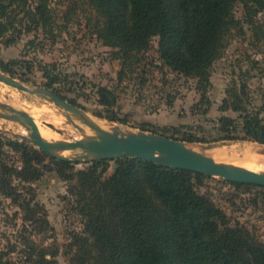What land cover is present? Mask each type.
Segmentation results:
<instances>
[{"label": "trees", "instance_id": "obj_1", "mask_svg": "<svg viewBox=\"0 0 264 264\" xmlns=\"http://www.w3.org/2000/svg\"><path fill=\"white\" fill-rule=\"evenodd\" d=\"M86 2L93 11L88 19L93 33L119 61L118 81L136 72L157 38V53L163 65L195 81L199 100L193 107L200 114H206L211 105L208 90L212 65L222 57L231 32L241 26L234 15L236 4L242 5L245 22L261 35L264 44V31L254 20L264 12V0ZM53 23L48 0H38L34 6L27 0H0V43L12 44L38 26L51 34ZM0 69L14 73L1 60ZM40 70L46 86L60 82L49 64L41 63ZM249 92L245 83L232 82L228 86L219 110L238 116H220L211 141L264 145V105L251 106ZM96 94L98 102L109 108L107 120L126 121L111 109L116 102L111 89L98 87ZM172 131L173 136H161L209 142L204 135L176 128ZM6 148L19 155L20 168L8 164ZM47 158L28 141L0 137V195L10 198L22 213L18 235L21 264H56L59 254L55 245L32 239L51 230L47 213L34 200L31 186L42 177ZM48 159L58 177L68 183V200L83 220L82 231L73 235L69 245L70 264H264V241L247 226L232 223L209 195L199 192L211 177L137 158L97 160L83 168L76 167L80 162ZM109 161H114L115 167L106 175ZM224 182L236 189L264 188ZM16 251V245L7 250L0 248V264H14L9 256Z\"/></svg>", "mask_w": 264, "mask_h": 264}, {"label": "rangeland", "instance_id": "obj_2", "mask_svg": "<svg viewBox=\"0 0 264 264\" xmlns=\"http://www.w3.org/2000/svg\"><path fill=\"white\" fill-rule=\"evenodd\" d=\"M27 1L32 6L38 2ZM48 5L54 21L51 34L38 26L29 33H23L12 44L0 43L1 63L14 71L10 74L0 69L2 73L30 89L42 87L58 92L66 101H75L74 104L92 120L118 127L121 131L173 136L172 129L176 128L180 132L204 135L209 142L186 143L194 148L210 146L208 150L235 144L264 147L250 141H211L210 138L215 135L214 125L220 116H238L232 111L219 110L226 89L232 82L247 85L252 97L251 106L264 105V44L261 35L254 33L251 25L245 22L241 4L234 7V15L241 21V26L231 32L227 48L211 68V85L208 90L211 105L206 114L194 110L193 105L199 100L195 81L171 71L159 59L157 38L153 39L142 63L136 67V72L120 82L117 79L119 61L112 57V49L104 46L93 33L88 22L93 11L86 0H48ZM254 20L264 31V12L258 13ZM41 63L49 64L54 74L59 75L60 82L53 87L46 86L47 80L40 70ZM98 87H107L114 92L116 102L111 109L126 117L125 122L106 119L109 108L98 102ZM0 103L26 112L38 127H46L54 132L58 136L56 140L70 141L81 137L80 132L67 122L66 116L71 117L77 125L80 124L88 134H92L76 117L57 108L40 94H31L0 83ZM53 118H61V123ZM28 135L29 131L21 124L0 118V137L3 140L10 138L21 142V136L28 140ZM174 136L180 137L179 134ZM6 153L8 164L20 168L19 155L8 148ZM209 154L206 155L216 162L228 163ZM48 158L42 177L31 186L34 200L47 213L51 230L43 235H35L32 239L40 244L57 247L59 254L56 264H70L69 245L73 235L82 231L83 220L68 200V183L58 177ZM80 163L77 168L86 167L91 162ZM108 165L106 175L112 173L115 162L109 161ZM261 171H264V167L255 172ZM224 181L222 178L211 177L199 192L209 195L226 212L232 223L239 222L247 226L264 241V188L236 189ZM15 182L18 184V181ZM21 217V210L11 199L0 195V248L7 250L16 245L17 251L9 256L14 264H21V254L18 253L22 247L18 236L22 228Z\"/></svg>", "mask_w": 264, "mask_h": 264}, {"label": "water", "instance_id": "obj_3", "mask_svg": "<svg viewBox=\"0 0 264 264\" xmlns=\"http://www.w3.org/2000/svg\"><path fill=\"white\" fill-rule=\"evenodd\" d=\"M0 83L31 94H40L57 108L67 114H72L92 132V134H86L84 129L77 125L71 117L66 116L67 122L80 132L81 137L70 141L45 140L30 115L0 103V118L24 126L29 131V141L23 136H21V141L31 142L34 147L49 158L73 162L137 158L171 169L218 177L238 184L264 187V171L255 172L233 164L216 162L205 154L210 146L204 145L197 149L184 141L150 132L121 131L118 127L106 130L92 120L81 108L62 99L49 89L42 87L30 89L1 71ZM5 140L15 141L10 138H5ZM65 151L70 154L64 155ZM260 153L264 154V147L260 148Z\"/></svg>", "mask_w": 264, "mask_h": 264}, {"label": "bare ground", "instance_id": "obj_4", "mask_svg": "<svg viewBox=\"0 0 264 264\" xmlns=\"http://www.w3.org/2000/svg\"><path fill=\"white\" fill-rule=\"evenodd\" d=\"M51 118H52V116H51ZM54 118H56V117H54ZM53 119H51V120L53 121ZM57 119H54V120H57ZM60 120H61V118H60ZM60 120H59V122H60ZM53 122H55V121H53ZM98 125H100V127L104 128L106 130L114 127V126H111V125L106 124L104 122H100V123H98ZM80 127H82V126H80ZM38 129H39L40 135L42 136L43 139H45V140H56L57 135L55 136L54 132L50 131L46 127H38ZM87 129H89V128H87ZM84 131L86 134H88L86 132L87 130H84ZM89 132H90V129H89ZM59 137H61V136H59ZM77 138H78V136H77ZM63 140H65V139H63ZM251 145H244V146H240L237 144L228 145V146L223 145V146L215 147L211 150H208L206 154L208 155V152H210L211 155L216 156L218 158H221L222 160L227 161L228 163H233L236 166H240V167L246 168V169L251 170V171H259L264 167V154L260 153V148H257L256 146H251ZM197 148H198V146H197ZM63 154L69 155L70 152L65 151V152H63Z\"/></svg>", "mask_w": 264, "mask_h": 264}]
</instances>
